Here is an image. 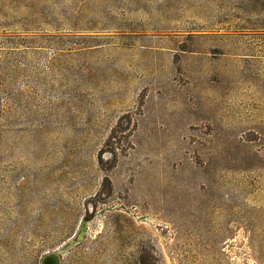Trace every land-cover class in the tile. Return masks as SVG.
Returning a JSON list of instances; mask_svg holds the SVG:
<instances>
[{
  "label": "rangeland",
  "instance_id": "obj_1",
  "mask_svg": "<svg viewBox=\"0 0 264 264\" xmlns=\"http://www.w3.org/2000/svg\"><path fill=\"white\" fill-rule=\"evenodd\" d=\"M264 264V0H0V264Z\"/></svg>",
  "mask_w": 264,
  "mask_h": 264
},
{
  "label": "water",
  "instance_id": "obj_2",
  "mask_svg": "<svg viewBox=\"0 0 264 264\" xmlns=\"http://www.w3.org/2000/svg\"><path fill=\"white\" fill-rule=\"evenodd\" d=\"M82 240V235L77 239L70 240L62 249L45 255L41 264H62L63 257L79 244Z\"/></svg>",
  "mask_w": 264,
  "mask_h": 264
}]
</instances>
